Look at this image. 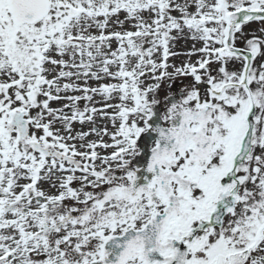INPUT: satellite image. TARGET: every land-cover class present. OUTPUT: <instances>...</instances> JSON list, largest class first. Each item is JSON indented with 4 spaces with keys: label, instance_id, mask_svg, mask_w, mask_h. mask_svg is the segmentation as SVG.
Segmentation results:
<instances>
[{
    "label": "snow or ice",
    "instance_id": "1",
    "mask_svg": "<svg viewBox=\"0 0 264 264\" xmlns=\"http://www.w3.org/2000/svg\"><path fill=\"white\" fill-rule=\"evenodd\" d=\"M0 264H264V0H0Z\"/></svg>",
    "mask_w": 264,
    "mask_h": 264
}]
</instances>
